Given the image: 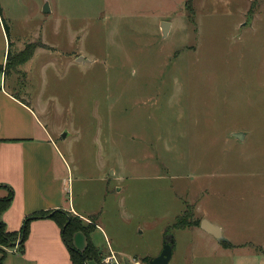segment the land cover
Instances as JSON below:
<instances>
[{
    "label": "rangeland",
    "instance_id": "rangeland-1",
    "mask_svg": "<svg viewBox=\"0 0 264 264\" xmlns=\"http://www.w3.org/2000/svg\"><path fill=\"white\" fill-rule=\"evenodd\" d=\"M0 7L21 37L11 55L45 43L0 85L41 107L102 255L143 264L182 215L209 220L232 247L172 228L169 264H264V0Z\"/></svg>",
    "mask_w": 264,
    "mask_h": 264
},
{
    "label": "crops",
    "instance_id": "crops-1",
    "mask_svg": "<svg viewBox=\"0 0 264 264\" xmlns=\"http://www.w3.org/2000/svg\"><path fill=\"white\" fill-rule=\"evenodd\" d=\"M7 22L0 7V65L5 64L12 43L16 45L21 39L13 33L16 40H12L10 30L5 31ZM4 76H0V84ZM4 78L3 86L6 76ZM40 108L36 101L23 102L0 85V198L8 195L6 187L13 191L10 205L1 215L8 231H19L24 219L39 211L61 210L90 223V218L81 212L83 208H75L71 201L66 160L42 124ZM85 211L95 213L91 209ZM92 221L96 227V222ZM210 238L224 250L232 247L216 241L211 235ZM72 242L78 250L86 246V238L80 231L74 233ZM3 264H71L56 221L49 217L32 219L24 251L20 253L16 244L7 251ZM86 264L96 263L89 260Z\"/></svg>",
    "mask_w": 264,
    "mask_h": 264
},
{
    "label": "trees",
    "instance_id": "trees-1",
    "mask_svg": "<svg viewBox=\"0 0 264 264\" xmlns=\"http://www.w3.org/2000/svg\"><path fill=\"white\" fill-rule=\"evenodd\" d=\"M254 6H251L250 12L253 11ZM5 31L8 32V26L4 25ZM40 46H44L42 43ZM36 43L29 44L25 49L17 54L11 55L9 50L6 55V62L4 65H0V76L5 75L10 70H15L17 66L23 64L25 61L30 59L33 55L34 49L39 46ZM8 195L6 197L0 198V264H3V260L9 249H13L16 244L18 251L21 253L24 251V243L29 231V223L34 218L49 217L56 221L61 230L62 240L69 252L71 264H86L87 261L92 260L96 264H104V255L100 253L98 248L93 244L89 237V233L95 228L93 223H84L78 216L67 213L61 210L54 211H39L32 215L26 217L19 231H8L4 222L1 219V215L9 207L10 202L13 198V191L10 187H6ZM185 214V213H184ZM201 219H195L192 222L187 221L186 216L182 215L175 218L172 228L184 229L187 227L199 226ZM165 233L164 239L166 241L173 242L172 236H170L171 229ZM80 231L84 234L86 238V246L83 250H78L72 242L73 235L75 232ZM2 247L7 248L5 251ZM148 257L143 259V262L148 261Z\"/></svg>",
    "mask_w": 264,
    "mask_h": 264
},
{
    "label": "water",
    "instance_id": "water-1",
    "mask_svg": "<svg viewBox=\"0 0 264 264\" xmlns=\"http://www.w3.org/2000/svg\"><path fill=\"white\" fill-rule=\"evenodd\" d=\"M43 12H49L50 8L48 6V3L45 2L42 8ZM169 28V22L167 21H162L160 25L161 33L162 36H165L167 34ZM77 61H85L84 57L79 56L77 58ZM233 137L243 140L244 138V133L243 132H236L232 134ZM65 136V133H62V137ZM199 227L202 229L204 232L210 234L216 241L218 242H226L227 240L223 237L221 230L211 223L209 220L202 218L199 222ZM172 256V240L171 241H163L162 249L160 253L153 258L148 259V261L144 262L143 264H168L169 260Z\"/></svg>",
    "mask_w": 264,
    "mask_h": 264
},
{
    "label": "built area",
    "instance_id": "built-area-1",
    "mask_svg": "<svg viewBox=\"0 0 264 264\" xmlns=\"http://www.w3.org/2000/svg\"><path fill=\"white\" fill-rule=\"evenodd\" d=\"M103 263L104 264H119L118 260L116 259V256L110 249H109V254L107 256H104ZM134 264H139V263L137 261H134Z\"/></svg>",
    "mask_w": 264,
    "mask_h": 264
}]
</instances>
